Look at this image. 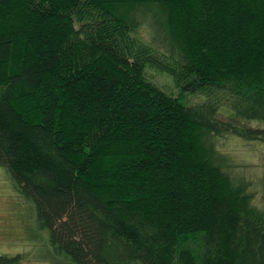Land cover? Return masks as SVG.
I'll return each instance as SVG.
<instances>
[{
	"label": "trees",
	"instance_id": "trees-1",
	"mask_svg": "<svg viewBox=\"0 0 264 264\" xmlns=\"http://www.w3.org/2000/svg\"><path fill=\"white\" fill-rule=\"evenodd\" d=\"M228 134L264 142V0H0V166L52 264H264Z\"/></svg>",
	"mask_w": 264,
	"mask_h": 264
},
{
	"label": "rangeland",
	"instance_id": "rangeland-1",
	"mask_svg": "<svg viewBox=\"0 0 264 264\" xmlns=\"http://www.w3.org/2000/svg\"><path fill=\"white\" fill-rule=\"evenodd\" d=\"M150 80L157 85L172 89L169 81L161 75L154 74ZM172 93L175 96L179 95L175 90H172ZM182 100L188 104H195L200 99L185 94ZM221 118L227 119L225 116ZM210 139L207 144L214 162L221 167L233 184L244 187L253 206L264 211V142L244 141L229 134L213 136ZM0 255H19L22 264H52L55 257L48 241V232L38 225L34 206L17 193L8 174L1 166Z\"/></svg>",
	"mask_w": 264,
	"mask_h": 264
}]
</instances>
